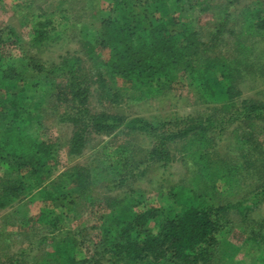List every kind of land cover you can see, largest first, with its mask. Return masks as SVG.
Listing matches in <instances>:
<instances>
[{
	"label": "trees",
	"instance_id": "obj_1",
	"mask_svg": "<svg viewBox=\"0 0 264 264\" xmlns=\"http://www.w3.org/2000/svg\"><path fill=\"white\" fill-rule=\"evenodd\" d=\"M104 1L106 14L98 18L99 27L88 30L83 38L84 45H92L94 41L103 53L101 59L96 54L93 56L95 72L92 76L95 80L88 78L89 74L79 66L77 56L64 55L56 64L32 59L14 26L0 27V165L18 174L8 179L0 178V209L11 204L23 187L32 188L22 180L26 173L37 174L50 166L51 145L45 143L33 124L37 125L43 115L41 89L45 90V84L51 87L54 79L60 78L51 95L64 109L58 119L73 126L67 143L70 156L82 155L92 134L134 133L135 140L141 136L151 138V147L137 151L139 146L132 139L127 138L121 143L111 140L106 147H113L111 152L108 151L102 169L109 167L112 173L138 177L143 172L133 175L134 171H131L143 164L165 166L178 160L186 166L195 187H170L169 196H159L158 201L142 203V206L137 196L113 198L114 204L110 202V207L117 210V214L113 219L106 218L105 222L96 220L100 224L96 243L101 248V257H82L74 251V240L61 237L48 253V264L209 263L213 246L227 233L224 226L229 223L228 211L238 213L237 229L244 230L242 224L255 221L246 213L248 203L253 202L255 206L264 203V157H258L263 153L255 151L259 146L253 143L240 145L242 152L234 164L211 160L208 149H213L215 144L207 134L208 128L216 127L211 117L205 121L197 116L179 120L176 110L130 117L106 111L91 113L88 105L91 87L96 85L95 90L105 99V95L111 94L113 101H120L126 95L135 102H142L165 93L174 94L177 85L187 82L186 86H190L197 96L210 101H230L222 109L236 107L237 112L239 103L247 113L252 110L251 113L264 114V103L248 104L246 99L236 100L241 93L239 84L245 76V60H248L246 55L250 48L248 40L254 31H264V15L259 7L249 12L245 10L242 28L227 30V10L234 3V0H227L226 9L212 22L208 34L205 31L208 38L204 40L200 36L202 29L197 28L195 17L188 11L191 4L187 8L183 6L185 2L195 1V6L207 11L210 5L203 7L200 0ZM61 7L63 19L66 7ZM11 8L16 16L23 17L21 25L33 46L45 38L48 24L54 28L57 23L50 18L55 12H44L46 10L38 0L17 1ZM4 31L5 37L2 36ZM227 32L231 35L230 44H226L223 36ZM14 58L17 63L26 61L27 65L18 67ZM30 71L44 74L46 78H39L37 82L40 83L29 84ZM248 149L254 152L247 153ZM125 169L130 172H121ZM257 174L259 189L248 190L250 199L246 202L213 201L218 200L214 197L216 190L220 192L218 189L222 191L226 186L225 192H229L239 179H253ZM93 176V167L75 164L62 171L58 181L40 186L32 196H39L43 204L59 201L67 204L71 198L91 203L101 180ZM250 185H255V181ZM42 210L37 216L44 229L61 225L64 217L60 212ZM110 221L114 228L109 225ZM136 226H146L147 230L135 232ZM256 230L253 234L240 235L244 248L239 264H264V219L258 221Z\"/></svg>",
	"mask_w": 264,
	"mask_h": 264
},
{
	"label": "rangeland",
	"instance_id": "obj_2",
	"mask_svg": "<svg viewBox=\"0 0 264 264\" xmlns=\"http://www.w3.org/2000/svg\"><path fill=\"white\" fill-rule=\"evenodd\" d=\"M17 1L24 2V0H1L0 27L6 24L14 26L20 33L22 41H25L23 43L27 55L32 59L50 64L58 63L64 55L77 56L80 58L79 66L82 67L83 71L88 72V78L95 80L92 76L95 72L93 68L95 59L93 56L96 54L101 59L103 53L94 45V41L91 42L92 45H84L85 40L83 38L85 39L84 35L88 34V30L92 31L93 28L97 29L99 27L98 18L106 14V2L104 0H38L42 9L46 10L42 11L46 13L55 12L50 18L52 17L53 22L56 20L57 23H55L54 28H51L52 25L48 24L45 38L39 44L33 46L29 44L30 36L26 35L27 31L21 25L23 17L20 16V19L11 8L12 4ZM200 1L203 7L210 5L207 11H202L195 6V1H183L185 2L183 6L187 8L191 4L188 11L195 17L194 24L197 28L202 29L201 38L206 40L208 37L205 36V31L208 34L212 22L216 20L220 12L226 9L227 0ZM63 2L68 3L64 4ZM62 5L66 7L63 19L60 16V9H63ZM258 7L261 8V13L264 15V0H234V3L227 10V30L239 31L242 28L241 22L245 10L249 12L258 9ZM2 36H6L5 31ZM223 36L226 44H230L231 35H229V32L224 33ZM248 44L251 50L249 48V53L246 55L248 60H245L247 62L244 70L245 76L242 77L239 84L241 93L236 97V100L246 99L248 104L264 103V31H254L248 40ZM225 50L228 52L227 46H225ZM13 60L17 63V58ZM96 61L98 60L96 59ZM26 65V61L17 63L18 67ZM88 68L91 69V72ZM29 75V84L37 82L39 78H46L44 74L34 71H30ZM57 79H54L55 83H57ZM55 83H52L51 87L45 84V90L41 89L40 94L44 103L43 115L37 125L33 124L41 132L45 143L51 145L52 154L48 162L50 166L46 169L42 168L40 173L37 174L33 171L26 173L22 180L26 185H31L32 188L28 190L23 187L11 204L0 209V264H48V253L61 237H70L71 240H74V251L81 253L82 257L100 258L101 248L96 243L100 224L98 225L96 220L100 219V221L105 222L106 218L111 217L113 219V215L117 214V210L110 207V202L114 204L113 198L120 199L125 196L133 198L137 196L136 198L141 201L140 206H142V203L150 204L156 200L158 201L159 196L168 195L170 187L178 185H181V187H195L186 166L178 160L165 166H159L157 163L143 164L138 169L131 171H134L133 175L143 172L138 177H131L123 173H112L109 167L102 169L103 161H107V153L111 152L110 148L113 147H106V143L111 140L112 142L121 143L127 138L132 139L136 146H139L136 148L137 151L140 149L144 151V149L151 147V138L147 139L141 136L135 140L136 134L134 133L127 135L128 133L124 131L119 135L112 134V137L104 134H101V136L92 134L88 137L89 140L87 141L89 142H86V145H89L86 146L87 148L83 154L75 157L70 156L67 151V143L72 135L73 126L69 122L58 119L64 113V109L61 104L55 103L56 99L51 95L56 90ZM186 84L187 82L184 85H177L174 94L165 93L142 102H135L126 95L120 101H113L111 94L105 95L106 99L102 98L100 92L95 90L96 85H92L88 101L89 110L91 113L106 111L109 114L116 113L128 117L164 114L176 110L178 111L179 120H185L182 118L185 116L192 118L197 116V118H202L203 121L207 120V117H211L213 124H216V127L208 128L207 134L211 138L210 141L215 144L213 149H208L211 160L220 159L234 164L242 152L239 146H245L246 143L257 144L259 147L258 150H255L256 153H263L262 156L258 157H264V114H258V111L251 113L252 110L247 113L241 106L242 104L239 103L237 104V112L235 111L236 107L228 106L226 109H222L230 101H227V99L210 101L204 96H197L194 90ZM113 88H115L114 85ZM219 121L221 124H218ZM253 152L248 149L247 153ZM75 164H86L93 167L94 176L97 180L101 179L93 193L94 199L91 200L93 202L80 201L79 199L72 200L71 198L67 201V204L62 201L43 204L39 196L36 194L32 196L40 186L47 183L50 185L58 181L59 174ZM11 170L1 164L0 178L8 179L9 176L16 177L18 175L15 172L11 173ZM121 172L129 173L130 170L125 169ZM258 175H254L253 179H239L236 187L233 190L232 188L229 189V192H225L226 186L222 188V191L218 189L220 192H216V190L214 197H217L218 200L215 198L213 201H221L222 203L225 200L246 202L250 199L248 190L251 188L256 189V187L259 189V186H257L259 183ZM253 181H255V185L251 186L250 184ZM137 190L139 191L137 192ZM248 206L249 209L246 211L248 218L255 221L252 223L246 221L242 224L244 230H239L237 224L240 216L235 211H228V220L227 218L225 220L229 223L224 226L227 233L218 238V243L213 246L209 263L203 262L200 264H239L241 262L242 258L240 256L244 244L241 242L240 235L257 232L258 221L264 219V203L255 206L253 202H249ZM178 208H180L179 205ZM42 209L54 213L60 212L64 217L61 225L50 230L44 229L45 226L41 221H38L37 216L39 211L43 212ZM113 221H110L109 225L114 228ZM91 225L98 226L92 228ZM144 230H147L146 226H136L133 231L143 232Z\"/></svg>",
	"mask_w": 264,
	"mask_h": 264
}]
</instances>
